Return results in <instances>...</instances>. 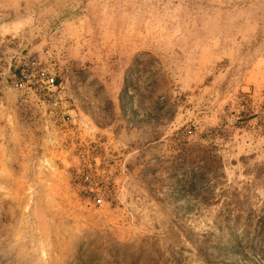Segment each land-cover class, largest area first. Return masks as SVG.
<instances>
[{
  "label": "rangeland",
  "instance_id": "1",
  "mask_svg": "<svg viewBox=\"0 0 264 264\" xmlns=\"http://www.w3.org/2000/svg\"><path fill=\"white\" fill-rule=\"evenodd\" d=\"M0 264H264V0H0Z\"/></svg>",
  "mask_w": 264,
  "mask_h": 264
},
{
  "label": "built area",
  "instance_id": "2",
  "mask_svg": "<svg viewBox=\"0 0 264 264\" xmlns=\"http://www.w3.org/2000/svg\"><path fill=\"white\" fill-rule=\"evenodd\" d=\"M97 203H100V200H97Z\"/></svg>",
  "mask_w": 264,
  "mask_h": 264
}]
</instances>
